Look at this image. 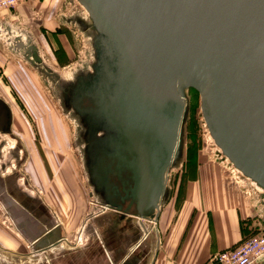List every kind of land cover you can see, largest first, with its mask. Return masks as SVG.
<instances>
[{
    "label": "water",
    "instance_id": "water-1",
    "mask_svg": "<svg viewBox=\"0 0 264 264\" xmlns=\"http://www.w3.org/2000/svg\"><path fill=\"white\" fill-rule=\"evenodd\" d=\"M74 1L80 11L61 13L59 21L83 38L86 51L70 74L45 59L29 30L7 19L0 21V43L58 89L67 117L77 91L86 93L98 107L99 129L109 140H125L132 158L121 161L132 186L122 203L135 204L141 223L149 211L158 222L171 197L170 174L183 158L193 89L214 146L264 208V0ZM88 176L99 186L98 169ZM59 241L55 228L35 246Z\"/></svg>",
    "mask_w": 264,
    "mask_h": 264
},
{
    "label": "rangeland",
    "instance_id": "rangeland-1",
    "mask_svg": "<svg viewBox=\"0 0 264 264\" xmlns=\"http://www.w3.org/2000/svg\"><path fill=\"white\" fill-rule=\"evenodd\" d=\"M78 10L80 7L74 0H65L61 11L69 14ZM8 13L6 19L27 29L16 14ZM57 34H62V40L70 46L71 55L65 53L58 36L51 39L50 48L44 45L46 52L42 54L57 70L70 74L85 58L86 45L78 33L66 27L59 28ZM1 56L4 61L0 63V264H28L20 256L28 253L36 255L30 264H42L44 259L34 246L39 237L54 228L60 230V235L79 234L86 219L95 214L98 218H113L110 211H115L101 209L89 196L73 143V123L49 92L50 87L28 64L11 57L0 43ZM188 99L182 164L190 156L215 157L244 188L243 178L221 157L208 135L200 95L191 89ZM180 170L181 167L171 174V190ZM247 192L257 206L250 237L264 235V208L253 192ZM121 213L139 219L135 211ZM143 220L155 232L151 224L156 222L149 215Z\"/></svg>",
    "mask_w": 264,
    "mask_h": 264
},
{
    "label": "crops",
    "instance_id": "crops-1",
    "mask_svg": "<svg viewBox=\"0 0 264 264\" xmlns=\"http://www.w3.org/2000/svg\"><path fill=\"white\" fill-rule=\"evenodd\" d=\"M64 3L28 0L10 11L25 22L45 53L44 45L50 48L52 38L62 40V34L55 35L59 28L70 30L59 21ZM10 11L1 10L0 19H6ZM61 42L65 53L71 55L70 46ZM3 61L1 56L0 63ZM256 212L251 194L221 162L195 155L177 172L171 197L158 222L151 224L155 232L144 220L119 218L110 211L115 217L98 218L95 214L82 222L79 234L61 233L57 245L37 254L44 259L42 264H206L214 254L250 238ZM54 229L39 237L34 246ZM20 256L30 264L36 255Z\"/></svg>",
    "mask_w": 264,
    "mask_h": 264
},
{
    "label": "flooded vegetation",
    "instance_id": "flooded-vegetation-1",
    "mask_svg": "<svg viewBox=\"0 0 264 264\" xmlns=\"http://www.w3.org/2000/svg\"><path fill=\"white\" fill-rule=\"evenodd\" d=\"M84 88L85 87L82 86L80 91H84ZM55 91L57 92L58 89L53 90L50 88L49 90L53 98L58 102ZM59 107L63 111L65 117H67V110H63V107H61L60 104ZM69 108H71L73 112L69 113V117L67 118L74 126L73 143L83 167L86 183L89 186V196L93 202H95L102 209L106 208L101 207L99 202H105V204H109L111 206L114 205L115 207L120 206L122 208L121 211L114 210V213H116L119 218L126 217L123 213H121L124 210L128 212L135 211V213H137L135 204H132L129 207L130 201L122 203L121 199L125 196V191L132 186L130 179L131 173L126 168L125 162L121 161V158H125L126 161L131 160L132 158V156L124 150L125 140H109L108 133L99 129V117L95 114V110H98V107L93 102V99L86 93L81 95L79 94V91H77ZM80 153H83L84 158H81ZM181 166L182 161L179 167ZM95 169H98L102 179L101 183H99V186L97 185V187L91 182L89 176L87 177L89 172H94ZM171 174L168 181V188L170 191ZM151 213L152 212L149 211L147 215L150 216Z\"/></svg>",
    "mask_w": 264,
    "mask_h": 264
},
{
    "label": "built area",
    "instance_id": "built-area-1",
    "mask_svg": "<svg viewBox=\"0 0 264 264\" xmlns=\"http://www.w3.org/2000/svg\"><path fill=\"white\" fill-rule=\"evenodd\" d=\"M27 1L0 0V11H10ZM262 261H264V235H259L248 238L236 247L214 254L206 264H258Z\"/></svg>",
    "mask_w": 264,
    "mask_h": 264
}]
</instances>
